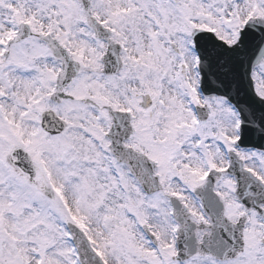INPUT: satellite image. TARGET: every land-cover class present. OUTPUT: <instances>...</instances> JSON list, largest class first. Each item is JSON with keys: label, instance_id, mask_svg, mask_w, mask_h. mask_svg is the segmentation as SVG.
<instances>
[{"label": "snow or ice", "instance_id": "1", "mask_svg": "<svg viewBox=\"0 0 264 264\" xmlns=\"http://www.w3.org/2000/svg\"><path fill=\"white\" fill-rule=\"evenodd\" d=\"M0 264H264V0H0Z\"/></svg>", "mask_w": 264, "mask_h": 264}]
</instances>
